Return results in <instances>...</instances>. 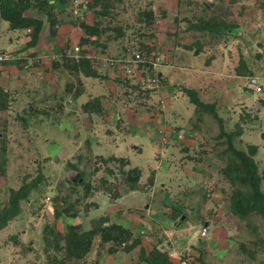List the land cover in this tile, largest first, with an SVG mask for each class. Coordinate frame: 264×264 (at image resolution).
I'll use <instances>...</instances> for the list:
<instances>
[{
  "label": "rangeland",
  "instance_id": "obj_1",
  "mask_svg": "<svg viewBox=\"0 0 264 264\" xmlns=\"http://www.w3.org/2000/svg\"><path fill=\"white\" fill-rule=\"evenodd\" d=\"M27 2L35 42L0 19V264H264V0Z\"/></svg>",
  "mask_w": 264,
  "mask_h": 264
},
{
  "label": "trees",
  "instance_id": "obj_2",
  "mask_svg": "<svg viewBox=\"0 0 264 264\" xmlns=\"http://www.w3.org/2000/svg\"><path fill=\"white\" fill-rule=\"evenodd\" d=\"M28 6H29V2L24 4V3H22V0H0V17L2 18V20L7 22L12 28H26L28 26H32V27L36 28L32 37H31V40H30V42L33 43L36 40L38 30L41 28L42 21L35 19V18H30V17L24 16L23 11L25 9H27ZM53 22L54 21H52V23ZM143 58L145 59V61L149 60L148 58H145V57H143ZM84 62L88 63L89 61L86 60L84 57H82L80 59V62L77 63L78 67L85 65ZM144 67L146 69L149 67L148 70H150V65L148 62H145L144 64L141 65V68H144ZM84 72L86 75H89V76H99L95 70H90L89 68L86 69ZM143 92H147V91H143ZM190 99L196 108H199V107L201 108L203 106L202 103L197 98H194L191 96ZM254 146H255L256 151H257L256 145H254ZM253 177H254L253 183H252L254 186L253 191H254L255 195L257 196V198L259 200H261L262 203H264V197L262 195L261 187H259V177L256 174H254ZM79 178H82V177H79ZM78 179H77L78 183L83 182V179L80 182L78 181ZM18 193H19V191H18ZM13 195L16 197L22 196L21 193H19L17 195L14 192H13ZM250 202H253V201L251 200V201H249V203ZM247 205H249V204L247 203ZM14 206H15V204H14ZM232 208H233L232 210L234 211V213L237 215L245 214L244 209L241 208L240 203H233ZM8 216H9L8 210L0 211V226L5 224ZM163 255H164V253H161V255H160V253L158 251H154L153 253H151L149 255L150 258L149 257L148 258L152 259V258L158 257V259L155 260V263L156 262H166V258Z\"/></svg>",
  "mask_w": 264,
  "mask_h": 264
},
{
  "label": "built area",
  "instance_id": "obj_3",
  "mask_svg": "<svg viewBox=\"0 0 264 264\" xmlns=\"http://www.w3.org/2000/svg\"><path fill=\"white\" fill-rule=\"evenodd\" d=\"M75 51L78 50V47H74L73 48ZM142 55L140 53H134L133 54V58H132V62L135 63V67L137 68L138 65H142L145 62H148L150 65V70H148V68L145 70V77L142 76L141 74H139V72H141L142 70L145 69L144 68H140L138 69L136 74H133L134 76H136L138 78L139 82V87H141L143 90H147L149 92H152L156 87L159 88V82H160V73H159V69L160 67H168L170 65V62L168 59L165 58V56H163L160 53H156L154 54V57L145 61V59L143 57H141ZM14 56H6V55H2L0 54V63L4 62L5 60H10L13 59L14 60ZM136 71V70H134ZM152 73H151V72ZM127 75L130 76V72L129 69H127L126 71ZM254 90L258 93L262 90V88L257 85L256 83H254ZM206 233V228L204 227L201 231V235H204Z\"/></svg>",
  "mask_w": 264,
  "mask_h": 264
},
{
  "label": "crops",
  "instance_id": "obj_4",
  "mask_svg": "<svg viewBox=\"0 0 264 264\" xmlns=\"http://www.w3.org/2000/svg\"><path fill=\"white\" fill-rule=\"evenodd\" d=\"M0 19L2 20V18L0 17ZM4 21V20H3ZM70 50V49H69ZM70 54H72V52H71V50H70ZM74 54V53H73ZM152 58V56L150 57V58H148V59H151ZM166 58V57H165ZM167 59V58H166ZM118 62V64H120V61H117ZM123 64H125V63H123ZM169 67H160V69H159V75H160V81L161 82H159V84H160V87H159V89H161V90H159L158 91V93L160 94L161 92H162V95L164 96L165 95V93L164 92H166V89L165 88H163L162 89V87H164V85H162V81H163V83H164V81L166 80V76H167V74H168V72H169ZM144 70H146V68L144 69ZM127 71V70H126ZM110 72V71H109ZM108 72V73H109ZM143 72H145L146 73V71H143ZM125 74H126V72H125ZM139 74H141V72H139ZM147 74V73H146ZM87 78H92V77H87ZM107 78H108V75H107ZM94 79H101L100 78V76L98 77L97 76V78H94ZM94 79H92V80H94ZM102 79H106V77L105 78H103L102 77ZM107 82H109L110 84H112V82L110 81V79H107L106 80ZM256 82V84H257V80H256V78L255 77H253L251 80H250V83H247V86H248V88H252V89H254V83ZM167 96H169V95H167ZM261 99V98H260ZM164 102V100L163 99H161V102ZM256 112H257V118H256V120L257 119H259L260 120V122L262 121V119L264 118V98H262V100H261V102H260V104L257 106V109H256ZM250 124V123H249ZM261 125H263V123L261 122ZM262 127H264V126H259L258 127V130H257V128H253V129H247L246 131H245V133L246 134H248L249 133V136H251V138H256V136H255V133H257L260 137V139H264V130H261V128ZM257 131V132H256ZM252 134V135H251ZM253 145H257L256 147H257V150H259L260 148L262 149V145H258V143H253Z\"/></svg>",
  "mask_w": 264,
  "mask_h": 264
},
{
  "label": "water",
  "instance_id": "obj_5",
  "mask_svg": "<svg viewBox=\"0 0 264 264\" xmlns=\"http://www.w3.org/2000/svg\"><path fill=\"white\" fill-rule=\"evenodd\" d=\"M82 180V178H79L78 181L80 182Z\"/></svg>",
  "mask_w": 264,
  "mask_h": 264
},
{
  "label": "clouds",
  "instance_id": "obj_6",
  "mask_svg": "<svg viewBox=\"0 0 264 264\" xmlns=\"http://www.w3.org/2000/svg\"><path fill=\"white\" fill-rule=\"evenodd\" d=\"M256 83V82H255Z\"/></svg>",
  "mask_w": 264,
  "mask_h": 264
}]
</instances>
